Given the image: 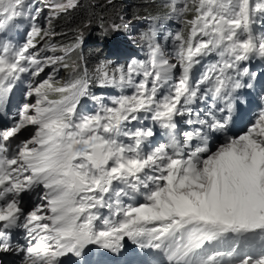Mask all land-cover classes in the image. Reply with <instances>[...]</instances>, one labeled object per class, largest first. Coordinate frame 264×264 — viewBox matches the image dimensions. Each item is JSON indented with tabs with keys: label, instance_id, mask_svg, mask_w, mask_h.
<instances>
[{
	"label": "snow or ice",
	"instance_id": "obj_1",
	"mask_svg": "<svg viewBox=\"0 0 264 264\" xmlns=\"http://www.w3.org/2000/svg\"><path fill=\"white\" fill-rule=\"evenodd\" d=\"M78 6L0 0V109L29 78L14 123L0 128V252L22 253L21 264H64L61 257H81L90 245L119 253L127 238L159 253L153 264H264V73L246 63L264 60V0H165L140 36L148 60L126 70L102 62L91 74L69 63L82 33L70 46L51 42L53 20ZM23 18L29 30L17 45L5 37ZM118 18L109 27L128 31L132 19ZM171 19L183 25L173 36L175 62L157 39ZM213 53L220 59L194 79V66ZM61 68L75 74L67 85L55 79ZM258 79L259 112L229 134L240 90ZM92 84L134 91L106 105ZM86 97L98 111H78ZM145 120L165 142L155 141L156 128L136 126ZM214 133L223 142L214 144ZM26 195L38 201L30 209ZM13 229L24 230L27 246H13Z\"/></svg>",
	"mask_w": 264,
	"mask_h": 264
},
{
	"label": "trees",
	"instance_id": "obj_2",
	"mask_svg": "<svg viewBox=\"0 0 264 264\" xmlns=\"http://www.w3.org/2000/svg\"><path fill=\"white\" fill-rule=\"evenodd\" d=\"M164 0H114L115 7L108 5L106 0H79V6L75 9L63 13L53 23V29L57 33L51 42L59 47L73 45L79 34L90 33V45L82 48V44L71 55L69 63L72 61L80 64L81 54H85L87 61H95L98 56L104 53L107 42L115 33L110 24L120 23L119 16L123 15L125 19H132L130 30L134 29V23L144 22L143 18H148L155 14ZM105 21V28L100 27V18ZM135 17V18H134ZM134 31L137 35L138 28ZM122 30L123 36H127L128 31ZM84 40V38H83ZM111 40V39H110ZM52 53H49L51 55ZM62 54V53H57ZM70 69V68H69Z\"/></svg>",
	"mask_w": 264,
	"mask_h": 264
},
{
	"label": "rangeland",
	"instance_id": "obj_3",
	"mask_svg": "<svg viewBox=\"0 0 264 264\" xmlns=\"http://www.w3.org/2000/svg\"><path fill=\"white\" fill-rule=\"evenodd\" d=\"M46 10V15H47V9H45ZM91 104H92V101L91 100H89V99H87V104L85 105V108H87L88 109V111H91V114H93L94 112H96L95 110H94V108H89L90 106H91ZM87 111V110H86ZM87 113V112H86ZM86 115H88V114H86Z\"/></svg>",
	"mask_w": 264,
	"mask_h": 264
}]
</instances>
